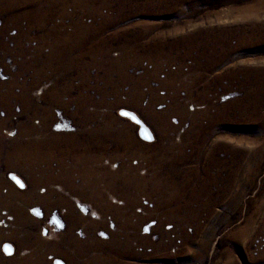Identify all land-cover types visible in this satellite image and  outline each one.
Instances as JSON below:
<instances>
[{"label":"rangeland","instance_id":"1","mask_svg":"<svg viewBox=\"0 0 264 264\" xmlns=\"http://www.w3.org/2000/svg\"><path fill=\"white\" fill-rule=\"evenodd\" d=\"M0 264H264V0H0Z\"/></svg>","mask_w":264,"mask_h":264}]
</instances>
